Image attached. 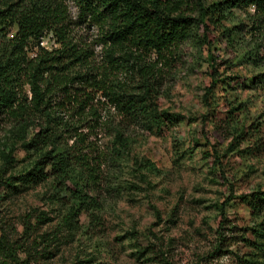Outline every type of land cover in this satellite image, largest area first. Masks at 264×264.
<instances>
[{
    "label": "trees",
    "instance_id": "trees-1",
    "mask_svg": "<svg viewBox=\"0 0 264 264\" xmlns=\"http://www.w3.org/2000/svg\"><path fill=\"white\" fill-rule=\"evenodd\" d=\"M71 2L75 15L63 0H0V194L19 196L48 184L52 204L67 209L65 224L81 215L98 221L95 212L127 189L118 177L132 158V131L162 134L184 121L157 101L189 48L192 61L207 65L205 105L214 113L223 100L229 108L231 147L254 141L264 149V0ZM245 93L262 101L263 124L249 129L241 126ZM19 149L28 163L17 172ZM135 164L137 173L158 171L147 160ZM235 199L230 195L218 208L210 257L264 264V189L239 197L254 225L238 233L227 226ZM224 231L237 233L233 242ZM241 242L245 254L224 249Z\"/></svg>",
    "mask_w": 264,
    "mask_h": 264
},
{
    "label": "rangeland",
    "instance_id": "rangeland-1",
    "mask_svg": "<svg viewBox=\"0 0 264 264\" xmlns=\"http://www.w3.org/2000/svg\"><path fill=\"white\" fill-rule=\"evenodd\" d=\"M63 3L72 15L76 14L71 0ZM44 44L51 45L47 41ZM190 53V48L186 49L181 63L168 74L157 101L161 110L179 114L184 121L162 134L132 131V158L118 177L127 189L108 199L101 212H95L98 221L81 215L74 225L65 224L62 220L67 209L52 204L48 184L19 196L0 194L1 262L233 264L229 256L210 257L218 242V208L233 195L236 199L226 209L228 228L235 227L238 233L254 225L249 209L239 197L264 189V149L259 151L254 141L231 147L229 108L223 106V100L218 101L214 113L205 105L203 89L210 85L207 65L202 59L192 61ZM242 98L249 104L241 126L249 129L252 123L263 124L262 101L248 93ZM207 120H214L218 127ZM261 132L264 138V127ZM3 139L1 131L0 143ZM260 146L264 147V141ZM14 157L19 161L16 171H21L28 157L21 149ZM136 160L150 161L157 173L142 170L140 176ZM224 233L231 242L237 236L231 231ZM224 249L248 252L242 242Z\"/></svg>",
    "mask_w": 264,
    "mask_h": 264
}]
</instances>
